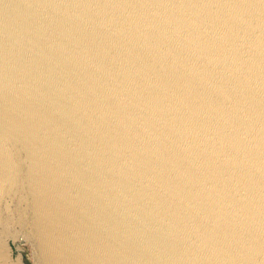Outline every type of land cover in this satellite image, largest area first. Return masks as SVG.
I'll list each match as a JSON object with an SVG mask.
<instances>
[{
	"label": "water",
	"instance_id": "obj_1",
	"mask_svg": "<svg viewBox=\"0 0 264 264\" xmlns=\"http://www.w3.org/2000/svg\"><path fill=\"white\" fill-rule=\"evenodd\" d=\"M15 250L264 264V0H0V264Z\"/></svg>",
	"mask_w": 264,
	"mask_h": 264
},
{
	"label": "flooded vegetation",
	"instance_id": "obj_2",
	"mask_svg": "<svg viewBox=\"0 0 264 264\" xmlns=\"http://www.w3.org/2000/svg\"><path fill=\"white\" fill-rule=\"evenodd\" d=\"M14 259L20 260L24 264H31L28 251L20 253L19 251L15 250Z\"/></svg>",
	"mask_w": 264,
	"mask_h": 264
},
{
	"label": "bare ground",
	"instance_id": "obj_3",
	"mask_svg": "<svg viewBox=\"0 0 264 264\" xmlns=\"http://www.w3.org/2000/svg\"><path fill=\"white\" fill-rule=\"evenodd\" d=\"M25 246H26V245H20L21 248H23V247L25 248ZM6 254H7V253H6ZM29 259L32 260V256H31V254L29 255ZM14 261H15L17 264H21V261H20V260H16V259H14Z\"/></svg>",
	"mask_w": 264,
	"mask_h": 264
}]
</instances>
